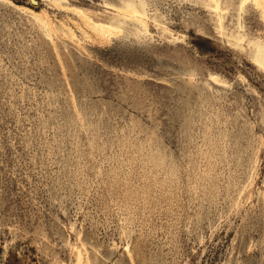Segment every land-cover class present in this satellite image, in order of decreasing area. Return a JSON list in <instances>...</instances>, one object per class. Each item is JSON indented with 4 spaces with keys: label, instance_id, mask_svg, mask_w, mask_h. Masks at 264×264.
Returning <instances> with one entry per match:
<instances>
[{
    "label": "rangeland",
    "instance_id": "obj_1",
    "mask_svg": "<svg viewBox=\"0 0 264 264\" xmlns=\"http://www.w3.org/2000/svg\"><path fill=\"white\" fill-rule=\"evenodd\" d=\"M216 1L0 0V264H264V17Z\"/></svg>",
    "mask_w": 264,
    "mask_h": 264
},
{
    "label": "bare ground",
    "instance_id": "obj_2",
    "mask_svg": "<svg viewBox=\"0 0 264 264\" xmlns=\"http://www.w3.org/2000/svg\"><path fill=\"white\" fill-rule=\"evenodd\" d=\"M55 1H57V5L58 6L62 7V3L61 2H63L64 0H55ZM213 1L215 3V9L218 11L220 9L218 1H216V0H213ZM245 1H248V0H245ZM254 2H255V4L258 7L261 8L262 14H263V17H264V0H254ZM119 10H120L119 12L125 17V19L128 20V18H129L131 21H139L147 28L148 23L146 21V16H145L144 13H142L138 9V7L134 6L133 4H128L125 8H122V9H119ZM70 11L75 13V14H77L84 21L83 23H85L86 26L90 30L95 32L97 34L96 36H98L100 38H104V37L107 38L108 35H110V34L111 35L112 34L113 35H119L121 33L120 29L116 28L113 25H110V24L105 25V24H102V23L95 22L92 18H90L88 16V14L86 12H84L83 10H81L79 8H73V9H70ZM29 13H32L34 15V17L37 18V19L43 18V19L47 20L48 27L52 28V23L49 20L48 16L44 12H39L38 13V12H34L33 10H30ZM122 15H120V16H122ZM69 31H71V30H69ZM256 62L261 68L264 69V57L256 60ZM80 258H81V254L78 253V259L80 260Z\"/></svg>",
    "mask_w": 264,
    "mask_h": 264
}]
</instances>
